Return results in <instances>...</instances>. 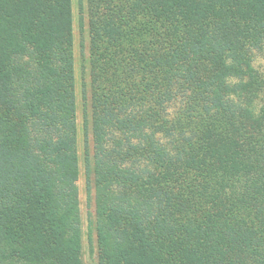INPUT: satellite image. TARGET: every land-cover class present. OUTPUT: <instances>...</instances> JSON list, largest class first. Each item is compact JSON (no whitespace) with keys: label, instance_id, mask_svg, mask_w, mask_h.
<instances>
[{"label":"trees","instance_id":"1","mask_svg":"<svg viewBox=\"0 0 264 264\" xmlns=\"http://www.w3.org/2000/svg\"><path fill=\"white\" fill-rule=\"evenodd\" d=\"M86 11L98 264H264V0ZM78 175L72 0H0V264H83Z\"/></svg>","mask_w":264,"mask_h":264},{"label":"rangeland","instance_id":"2","mask_svg":"<svg viewBox=\"0 0 264 264\" xmlns=\"http://www.w3.org/2000/svg\"><path fill=\"white\" fill-rule=\"evenodd\" d=\"M72 34L75 75V98H76V127H77V154L79 157V175L77 180L79 208L82 230L81 260L83 264H98L97 247L94 232V202L93 191H86L83 151L84 136L83 124L84 113L89 114V74H88V17L86 0H72ZM254 67L264 69V49L256 55ZM90 153L92 151L91 137L89 136Z\"/></svg>","mask_w":264,"mask_h":264}]
</instances>
